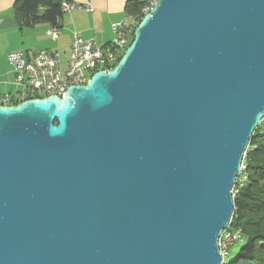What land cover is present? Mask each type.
<instances>
[{
    "label": "water",
    "instance_id": "1",
    "mask_svg": "<svg viewBox=\"0 0 264 264\" xmlns=\"http://www.w3.org/2000/svg\"><path fill=\"white\" fill-rule=\"evenodd\" d=\"M117 64L0 106V264H222L264 118V0H157Z\"/></svg>",
    "mask_w": 264,
    "mask_h": 264
},
{
    "label": "built area",
    "instance_id": "2",
    "mask_svg": "<svg viewBox=\"0 0 264 264\" xmlns=\"http://www.w3.org/2000/svg\"><path fill=\"white\" fill-rule=\"evenodd\" d=\"M156 1L147 0L142 9V17L152 10ZM73 10H85L91 13L93 6L89 0L84 3L70 1L61 3L63 13ZM139 21L140 19L137 17H129L128 20L113 23L111 25L112 39L105 46H98L94 40L84 39L79 33H74L70 43L69 57L63 69L60 55L54 51L44 49L36 52L10 53L7 56V62L13 75L11 85L17 87L18 91L14 94L0 93V106H15L27 100L43 99L50 96L64 98L70 86L86 85L93 74L109 70L117 64L129 46L131 34ZM46 34L56 38V28H50ZM260 125L264 126V118ZM243 170H245L244 161H242L239 175ZM245 180L244 176L239 179V186ZM236 192L232 187V198ZM241 241L238 231L231 232L227 227L221 233L217 245L222 264L230 256L231 247Z\"/></svg>",
    "mask_w": 264,
    "mask_h": 264
},
{
    "label": "trees",
    "instance_id": "3",
    "mask_svg": "<svg viewBox=\"0 0 264 264\" xmlns=\"http://www.w3.org/2000/svg\"><path fill=\"white\" fill-rule=\"evenodd\" d=\"M61 3L60 0H15L14 11L24 26L46 23L56 28L64 14ZM146 3L147 0L127 1V16L141 20ZM132 35L133 32L129 45ZM243 161L245 170L233 186L237 192L233 197L234 210L228 227L231 232L238 231L242 241L231 247L229 261L224 264H264V126L259 125L249 139ZM243 176L246 180L239 186V179Z\"/></svg>",
    "mask_w": 264,
    "mask_h": 264
},
{
    "label": "crops",
    "instance_id": "4",
    "mask_svg": "<svg viewBox=\"0 0 264 264\" xmlns=\"http://www.w3.org/2000/svg\"><path fill=\"white\" fill-rule=\"evenodd\" d=\"M60 1L84 3L87 0ZM127 1L89 0L93 12L73 10L64 13L57 23V36L52 38L46 34L52 27L46 23L22 25L14 11L15 0H0V93H12L13 75L7 62L10 53L45 49L59 53L60 58L63 55L66 63L74 33H79L84 39L94 40L98 46H105L112 39L111 25L129 18L125 12Z\"/></svg>",
    "mask_w": 264,
    "mask_h": 264
},
{
    "label": "rangeland",
    "instance_id": "5",
    "mask_svg": "<svg viewBox=\"0 0 264 264\" xmlns=\"http://www.w3.org/2000/svg\"><path fill=\"white\" fill-rule=\"evenodd\" d=\"M65 58H63V55H62V57H61V62H62V64H61V67H62V69L65 67ZM16 91H18V88L17 87H14V86H12L11 87V92H12V94H14ZM228 227H229V225H228ZM227 261H229V258L227 259Z\"/></svg>",
    "mask_w": 264,
    "mask_h": 264
}]
</instances>
